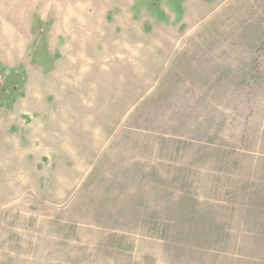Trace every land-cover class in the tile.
I'll return each instance as SVG.
<instances>
[{"label":"rangeland","instance_id":"374dc122","mask_svg":"<svg viewBox=\"0 0 264 264\" xmlns=\"http://www.w3.org/2000/svg\"><path fill=\"white\" fill-rule=\"evenodd\" d=\"M0 264H264V0H0Z\"/></svg>","mask_w":264,"mask_h":264}]
</instances>
